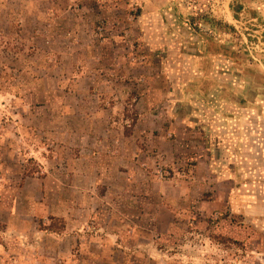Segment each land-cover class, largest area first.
I'll return each mask as SVG.
<instances>
[{
    "label": "rangeland",
    "instance_id": "obj_1",
    "mask_svg": "<svg viewBox=\"0 0 264 264\" xmlns=\"http://www.w3.org/2000/svg\"><path fill=\"white\" fill-rule=\"evenodd\" d=\"M164 1L0 0V206L135 182L137 264H264V0Z\"/></svg>",
    "mask_w": 264,
    "mask_h": 264
},
{
    "label": "crops",
    "instance_id": "obj_2",
    "mask_svg": "<svg viewBox=\"0 0 264 264\" xmlns=\"http://www.w3.org/2000/svg\"><path fill=\"white\" fill-rule=\"evenodd\" d=\"M252 1L243 0L244 6H251ZM170 5L171 0H165L158 5L157 11L169 17ZM173 6L177 7L175 4ZM227 14L234 18L229 4ZM180 17L188 20L184 17L191 16L180 12ZM211 43L213 45L207 46V53L221 55V45ZM236 77L244 79L242 76ZM228 91L226 87H221L220 101L230 102L226 94ZM231 101L240 107L246 103L241 98ZM108 175L103 176L104 181H107ZM72 178V184L67 188L53 182L54 187H49L41 179L25 178L9 205L0 206V223L3 226L0 264H137L141 257L155 262L157 257L153 238L145 240L143 246L140 242L139 192L134 189L135 182L131 190L123 191L113 189L117 183L112 181L97 200L94 190L77 187V176ZM82 178L87 181L93 175L84 174ZM150 192L147 190L142 194L150 199L153 196ZM148 203V208H155L154 202L148 200ZM146 217L147 229L150 230L155 225L149 220V214ZM50 219L61 220V228H49ZM128 219L135 227L125 225ZM93 223L96 227L90 226ZM140 248L144 254L139 253Z\"/></svg>",
    "mask_w": 264,
    "mask_h": 264
}]
</instances>
